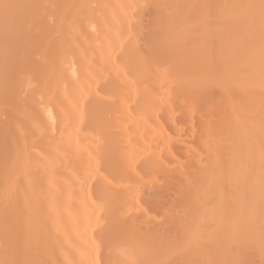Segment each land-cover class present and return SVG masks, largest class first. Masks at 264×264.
I'll use <instances>...</instances> for the list:
<instances>
[{
  "label": "bare ground",
  "instance_id": "6f19581e",
  "mask_svg": "<svg viewBox=\"0 0 264 264\" xmlns=\"http://www.w3.org/2000/svg\"><path fill=\"white\" fill-rule=\"evenodd\" d=\"M0 264H264V0H0Z\"/></svg>",
  "mask_w": 264,
  "mask_h": 264
}]
</instances>
